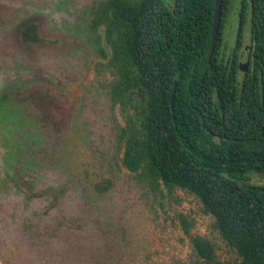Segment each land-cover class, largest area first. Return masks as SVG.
Returning a JSON list of instances; mask_svg holds the SVG:
<instances>
[{
  "label": "rangeland",
  "instance_id": "obj_1",
  "mask_svg": "<svg viewBox=\"0 0 264 264\" xmlns=\"http://www.w3.org/2000/svg\"><path fill=\"white\" fill-rule=\"evenodd\" d=\"M109 1L0 0V264H209L197 237L232 262L198 198L124 166L132 111L111 101V52L95 24ZM239 2L223 28L229 47ZM249 45L247 23L241 56Z\"/></svg>",
  "mask_w": 264,
  "mask_h": 264
},
{
  "label": "trees",
  "instance_id": "obj_2",
  "mask_svg": "<svg viewBox=\"0 0 264 264\" xmlns=\"http://www.w3.org/2000/svg\"><path fill=\"white\" fill-rule=\"evenodd\" d=\"M232 3L222 1L210 54L214 0H110L95 24L104 25L111 52V101L132 111L124 166L198 198L236 256L216 262L210 242L197 237L199 257L264 264V184L251 180L264 176V0H240L229 47L223 28Z\"/></svg>",
  "mask_w": 264,
  "mask_h": 264
},
{
  "label": "water",
  "instance_id": "obj_3",
  "mask_svg": "<svg viewBox=\"0 0 264 264\" xmlns=\"http://www.w3.org/2000/svg\"><path fill=\"white\" fill-rule=\"evenodd\" d=\"M222 1L223 0H214V9H213V20H212V30H211V36H210V46L207 51V54L212 53L217 36H218V30H219V24H220V18H221V8H222ZM249 52L248 46L245 48L242 57L245 55L247 57ZM178 86V82L175 81L174 87L172 90V95H171V103L173 102L174 94L176 92Z\"/></svg>",
  "mask_w": 264,
  "mask_h": 264
},
{
  "label": "flooded vegetation",
  "instance_id": "obj_4",
  "mask_svg": "<svg viewBox=\"0 0 264 264\" xmlns=\"http://www.w3.org/2000/svg\"><path fill=\"white\" fill-rule=\"evenodd\" d=\"M30 33L32 34V33H33V31H31ZM30 33H29V34H30Z\"/></svg>",
  "mask_w": 264,
  "mask_h": 264
}]
</instances>
